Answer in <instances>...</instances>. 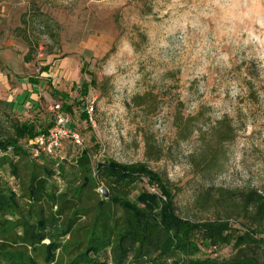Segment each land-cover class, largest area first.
<instances>
[{"label":"rangeland","instance_id":"rangeland-1","mask_svg":"<svg viewBox=\"0 0 264 264\" xmlns=\"http://www.w3.org/2000/svg\"><path fill=\"white\" fill-rule=\"evenodd\" d=\"M32 79L39 84L38 107L12 112L5 101L33 88ZM64 102L73 107L72 114L63 112L83 144L66 142L58 161H32L45 168L51 193L78 186L73 166L89 151L94 164L147 165L174 188L179 216L213 220L196 205L206 190L264 193V0H0V109L54 122V108ZM88 105L94 113L83 119ZM181 115L196 119L185 140L175 123ZM210 158L220 165L206 174ZM27 165H19L21 180L0 166V187L18 197ZM102 189L108 192L103 186L99 198L107 200ZM143 190L157 193L141 183L133 196ZM231 225L249 231L241 220ZM214 252L206 254L218 260L235 254L233 246ZM97 259L116 264L110 249Z\"/></svg>","mask_w":264,"mask_h":264},{"label":"trees","instance_id":"trees-1","mask_svg":"<svg viewBox=\"0 0 264 264\" xmlns=\"http://www.w3.org/2000/svg\"><path fill=\"white\" fill-rule=\"evenodd\" d=\"M92 84H83L81 95ZM53 95L69 98L58 92ZM62 108L73 113L65 102ZM88 117L85 112L81 115ZM195 121L182 115L176 118L180 139L192 135ZM52 126L48 120L22 119L0 109V166L7 164L13 177L21 180L19 165L29 163L18 197L0 187V264H39V254L45 264H99L98 256L108 249L116 264H126L130 258L137 264H168L170 258L175 259L173 264H264L263 192L208 189L196 205L213 213L214 219L192 221L177 213L170 182L147 165H124L111 159L94 164L86 151L73 166L80 176L78 186L56 196L42 175L45 168L32 163L37 159L30 149V142ZM219 165V158L206 159L204 173L216 171ZM141 183L153 186L157 193L143 190L133 196ZM103 186L107 200L97 192ZM233 220L243 221L249 231L237 232ZM49 233H57L56 238L48 237ZM47 239L49 243H44ZM228 246L235 251L230 259L209 256ZM152 253L157 259L146 260Z\"/></svg>","mask_w":264,"mask_h":264},{"label":"built area","instance_id":"built-area-1","mask_svg":"<svg viewBox=\"0 0 264 264\" xmlns=\"http://www.w3.org/2000/svg\"><path fill=\"white\" fill-rule=\"evenodd\" d=\"M56 113L53 126L46 134L38 136L30 142L31 156L39 159L41 156L58 158L66 142L82 146L83 140L77 130L73 128L71 117L63 112L62 105L57 104L54 108ZM84 112L90 117L94 113V107L86 106Z\"/></svg>","mask_w":264,"mask_h":264},{"label":"crops","instance_id":"crops-1","mask_svg":"<svg viewBox=\"0 0 264 264\" xmlns=\"http://www.w3.org/2000/svg\"><path fill=\"white\" fill-rule=\"evenodd\" d=\"M31 86L33 88H26L24 89L25 93L21 95V97H17V100L12 101L8 100L5 101V104L10 108L12 106L11 111L14 113H18L20 115H24L26 111H29L30 109H35L38 107L39 104V93L37 92V88L39 86L38 82L35 80L30 81ZM62 94V93H61ZM19 99V100H18Z\"/></svg>","mask_w":264,"mask_h":264},{"label":"water","instance_id":"water-1","mask_svg":"<svg viewBox=\"0 0 264 264\" xmlns=\"http://www.w3.org/2000/svg\"><path fill=\"white\" fill-rule=\"evenodd\" d=\"M102 191V194L105 196V197H107L108 196V194H107V192H106V190H101Z\"/></svg>","mask_w":264,"mask_h":264}]
</instances>
